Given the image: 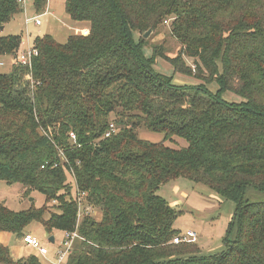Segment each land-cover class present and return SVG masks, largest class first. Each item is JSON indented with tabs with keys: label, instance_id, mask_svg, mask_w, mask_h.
<instances>
[{
	"label": "trees",
	"instance_id": "16d2710c",
	"mask_svg": "<svg viewBox=\"0 0 264 264\" xmlns=\"http://www.w3.org/2000/svg\"><path fill=\"white\" fill-rule=\"evenodd\" d=\"M23 2L0 0V27ZM47 2L32 0L34 11ZM65 12L87 33L36 37L24 66L22 36H0L11 58L0 73V180L44 198L19 212L0 202V233L23 238L33 222L76 233L66 264H264V0H66ZM168 18L179 53L153 46L146 57L144 34ZM158 58L200 84H173ZM177 179L234 203L220 253L173 243L179 211L159 192ZM38 256L14 261L0 244V264Z\"/></svg>",
	"mask_w": 264,
	"mask_h": 264
},
{
	"label": "rangeland",
	"instance_id": "374dc122",
	"mask_svg": "<svg viewBox=\"0 0 264 264\" xmlns=\"http://www.w3.org/2000/svg\"><path fill=\"white\" fill-rule=\"evenodd\" d=\"M65 1L48 0L44 11L36 13L32 0H24L23 12L15 16L2 29L0 27V36L21 35L23 39L27 40L30 47H32L36 37L44 35H50L58 43H65L69 35L77 34L79 27L87 26L86 24L75 23L66 15ZM36 20L40 22L39 25H35ZM171 21L172 19L168 18L156 31H151L149 36L146 39L144 38L148 44L143 51L146 57L151 55L153 46L161 47L165 55L170 58L177 56L181 45L171 35ZM140 36V34H135V39L138 40ZM8 59L11 58L8 57ZM2 60L3 58L0 57V61ZM185 63L189 67L192 66V60L188 58H185ZM4 69L5 67H0V73H8L9 70ZM154 69L165 76L173 77V84L175 85H198L201 82L194 77H190V75L175 72L174 68L163 59H156ZM208 89L214 92L216 86H208ZM224 99L227 102H239L238 97L230 93L225 94ZM137 133L140 139L152 143L163 140L161 135L147 132L144 129L138 130ZM159 195L170 206L179 211L174 221V227L181 234L190 231L197 235L198 255L211 256L220 253L224 249V238L235 208L233 202L223 199L202 184H194L184 179H177L164 185ZM28 196L30 197L28 198ZM0 202L4 203L9 209L19 212L28 209L31 205L36 208L41 207L44 198L38 193L24 195L19 184H7L0 180ZM90 214L95 216L96 213L92 210ZM25 231L37 238L40 244L48 249L49 256L47 258L39 257L35 250L22 243V237L18 238L15 234L0 233L2 234V241L5 242V244H0L8 248L14 261L34 254L39 257L42 264H50L63 233L54 230L49 234L36 222L31 223ZM51 236L54 237V243L49 241Z\"/></svg>",
	"mask_w": 264,
	"mask_h": 264
},
{
	"label": "built area",
	"instance_id": "2783aa9c",
	"mask_svg": "<svg viewBox=\"0 0 264 264\" xmlns=\"http://www.w3.org/2000/svg\"><path fill=\"white\" fill-rule=\"evenodd\" d=\"M40 22L38 20L35 21V25H39ZM37 55V51L28 45L27 40L22 38L21 41V49L17 55L16 61L22 64L23 66L26 65L30 58ZM115 132L114 125L109 126L108 132L105 134V137H109L112 133ZM74 139L73 136H71ZM83 194L78 195L77 193V200L81 203ZM89 211V209H87ZM78 238L76 233H63V237L53 253L52 262L50 264H66L68 257L70 256L73 248L74 240ZM196 235L192 232H186L180 237H175L173 239L174 244L179 243H195ZM22 243L37 252V254L42 258H47L49 256V251L46 247L42 246L37 238L30 234H25L22 238Z\"/></svg>",
	"mask_w": 264,
	"mask_h": 264
},
{
	"label": "crops",
	"instance_id": "0c3cea01",
	"mask_svg": "<svg viewBox=\"0 0 264 264\" xmlns=\"http://www.w3.org/2000/svg\"><path fill=\"white\" fill-rule=\"evenodd\" d=\"M77 33H81V34H83V35H85L86 33H87V26L86 27H83V28H81V27H79L78 29H77ZM7 65V66H6ZM9 65V66H8ZM0 67L1 68H3V67H5V69L4 70H8L9 68H10V59H8V57H5L4 58V61L2 60V61H0ZM175 228V227H174ZM176 230H178L177 228H175ZM179 231V230H178ZM180 232V231H179ZM188 232H190V231H188ZM186 233V232H185ZM185 233H182L181 234V232H180V236H182L183 234H185ZM192 233H194V232H192ZM27 234H30V233H27ZM195 234V233H194ZM2 234H0V243H3V244H5V242H3L2 241V236H1ZM196 235V234H195ZM179 236V237H180ZM50 238H53V240H54V237H50ZM49 238V239H50ZM53 243H54V241H53ZM197 243V235H196V240H195V243L194 244H196ZM37 253V252H36ZM201 253V252H200ZM201 254H204V253H201ZM31 255V254H30ZM38 255V254H37ZM205 255H207V254H205ZM203 256V255H202ZM25 257H27V256H25ZM24 257V258H25ZM40 257V256H39Z\"/></svg>",
	"mask_w": 264,
	"mask_h": 264
},
{
	"label": "water",
	"instance_id": "95a60500",
	"mask_svg": "<svg viewBox=\"0 0 264 264\" xmlns=\"http://www.w3.org/2000/svg\"><path fill=\"white\" fill-rule=\"evenodd\" d=\"M1 29H2V27H1ZM150 32H151V30H148V31L144 34L143 37L146 39V38L149 36ZM49 241H50L51 243H53L54 240H53V238H50Z\"/></svg>",
	"mask_w": 264,
	"mask_h": 264
}]
</instances>
